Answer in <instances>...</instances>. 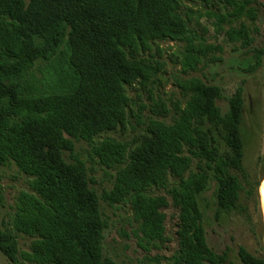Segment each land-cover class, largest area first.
I'll list each match as a JSON object with an SVG mask.
<instances>
[{
  "label": "trees",
  "instance_id": "trees-1",
  "mask_svg": "<svg viewBox=\"0 0 264 264\" xmlns=\"http://www.w3.org/2000/svg\"><path fill=\"white\" fill-rule=\"evenodd\" d=\"M222 5L211 12L217 32L252 54L249 72L258 70L263 50L245 24L258 18L257 0H187ZM181 0H0V164H14L30 181L18 197L13 230L0 223V252L14 264H117L104 257L107 224L100 198L91 188L75 142L91 147L100 164L116 171L109 205H129L147 245L167 241V209L176 211L178 249L173 264H226L227 254L207 242L202 195L216 183L215 218L247 210L241 194L253 196L245 172V98L239 88L226 112L218 105L219 86L199 77L179 82L183 102L170 121L151 119L131 142L110 134L128 122V86H145L163 64L150 52L159 42L185 43L183 72L197 71L203 40L179 13ZM37 71L38 94L25 82ZM168 117L170 111L164 104ZM245 185L249 187H245ZM162 187L151 196L147 189ZM250 218V216H248ZM32 239L20 251L18 237ZM242 264L264 257L238 252Z\"/></svg>",
  "mask_w": 264,
  "mask_h": 264
},
{
  "label": "rangeland",
  "instance_id": "rangeland-1",
  "mask_svg": "<svg viewBox=\"0 0 264 264\" xmlns=\"http://www.w3.org/2000/svg\"><path fill=\"white\" fill-rule=\"evenodd\" d=\"M258 18L251 21L243 18L240 21L226 24L224 30L239 29L245 24L254 47L264 52V0L256 1ZM209 11L225 12L222 5L203 6L181 0L179 13L190 27L203 40L206 55H201L197 71L183 72L181 59L186 54V45L181 42L162 41L150 52L154 59L163 64L158 77L145 86L135 84L126 91L131 99L128 113V124L123 130L110 134L121 142L131 143L145 128L141 122L151 119L170 121L175 111V104L185 100L186 93L179 87V82L191 77H199L205 82L219 86L222 99L218 105L226 112L230 98L239 88L244 91L245 113L244 126L247 134L244 168L251 186L261 185L248 198L241 194L240 206L248 209L224 213L219 220L215 218L216 183L202 195L200 207L203 213L204 227L209 246L219 254H227L226 264H242L238 252L244 248L248 253L264 257V54L261 67L249 72L248 64L253 61L252 54L240 47V43L226 41L224 32L216 31V19ZM43 79L34 71L25 82L28 94H38ZM164 104L170 111L164 117V109L157 106ZM75 151L86 164L90 186L94 189L101 203L103 219L107 227L104 232L103 254L117 264H173L172 258L178 249L176 237V211L167 209V241L147 245L137 236L138 222L134 219L129 205H109L103 194L110 191L116 178V171L100 164L94 157L91 147L84 141L75 142ZM31 179L22 173L14 164H0V223L13 230V221L17 212L18 197L22 192H30ZM245 187H249L245 185ZM151 196L164 192L162 187L148 188ZM250 216V218H248ZM18 237L20 251L30 250L32 239L15 233ZM0 264H14L0 252Z\"/></svg>",
  "mask_w": 264,
  "mask_h": 264
}]
</instances>
